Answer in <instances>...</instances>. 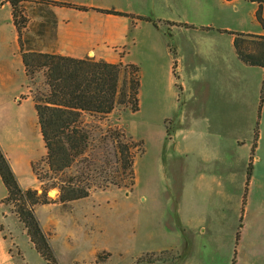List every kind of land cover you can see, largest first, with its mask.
Segmentation results:
<instances>
[{"label":"crops","instance_id":"1","mask_svg":"<svg viewBox=\"0 0 264 264\" xmlns=\"http://www.w3.org/2000/svg\"><path fill=\"white\" fill-rule=\"evenodd\" d=\"M57 1L118 8L131 15L145 16L131 2L123 7L94 0ZM160 1L166 13L151 15L157 24L96 9L26 1L22 9L29 22L22 31L24 48L111 62L123 60L141 64L146 70L154 69L155 85L164 100L161 115L167 130L165 140L175 153L183 155V162L174 165L181 168L176 177L185 184L186 197L200 195L205 206L187 211L180 222L189 239L167 249L174 250L175 257L146 258L134 264H264V175H259L257 166L261 156H254L247 187L255 133L253 130L251 143L248 140L252 129L246 136H240L242 113L236 99L242 66L246 70L256 67L263 70L261 88L264 69L242 62L235 51L233 35L222 31L226 28L205 20L193 22L185 2L151 0L153 4ZM3 6L11 8L12 13L9 2H0V7ZM11 17L12 31L19 37ZM141 28L152 30L150 37H145L139 31ZM135 50L142 59L134 63L126 57ZM20 56L26 74L21 49ZM192 104L200 109L191 111ZM7 195L0 175V264H17L5 233L8 230L10 236H16L9 226L14 215L2 202ZM235 195L237 202L231 204ZM224 199H229L228 203ZM22 230V236L35 247L28 241L25 228Z\"/></svg>","mask_w":264,"mask_h":264},{"label":"rangeland","instance_id":"2","mask_svg":"<svg viewBox=\"0 0 264 264\" xmlns=\"http://www.w3.org/2000/svg\"><path fill=\"white\" fill-rule=\"evenodd\" d=\"M94 1L123 7L131 2L134 8L151 18L152 14L160 16L166 13L162 1L159 4H153L151 0ZM170 2H185L189 5V18L193 22L205 20L231 30L253 33L264 31L256 17L258 1ZM31 8L27 7V10ZM11 15V8L0 7V141L22 185L41 190V182L32 170V163L41 162L47 149L42 141L33 96L38 91L45 92L47 85L42 72H38L32 80L27 79L18 36L12 31ZM139 31L145 37H150L152 30L141 28ZM126 58L135 63L142 59V55L135 50ZM137 65L141 68L142 82L140 110L133 112L130 106H119L107 116H93L89 113L85 116V121L98 123L104 130L119 128L129 139L141 144L142 151L136 162V184L130 187L110 184L106 188L93 189L86 199L38 204L35 207L60 264H134L146 258L161 260L175 257L176 252L167 249L189 239L180 222L187 211L201 210L205 206L200 195L186 197L185 184L176 177L181 168L174 165L183 162V155L175 153L165 140L167 130L165 118L161 115L164 100L155 85L154 69L149 67L146 70L141 64ZM243 67L240 72L239 96L236 98L242 113L240 136H246L252 129L248 140L251 143L252 132L254 130L255 133L258 123L260 135L255 156H261L257 165L258 173L264 175V108L261 114L259 112L263 70L259 67L246 70ZM18 97L19 100H16ZM191 106L193 112L200 109L194 104ZM108 149V156L114 158L113 147L109 145ZM249 152L250 148L247 154ZM88 155L98 159L103 155V150H91ZM226 186L231 187L228 184ZM51 191L55 194L50 196L56 197L58 190ZM230 200L231 204L236 203V195ZM228 201L224 199V203ZM5 204L14 215L10 218L12 222H9V226L16 236H10L8 230L5 233L10 238L9 248L16 263L29 264V261L30 264H48L35 247L27 242V238L22 236V229L25 228L23 222L12 206ZM229 207L232 208V205ZM28 241H31L29 235Z\"/></svg>","mask_w":264,"mask_h":264},{"label":"trees","instance_id":"3","mask_svg":"<svg viewBox=\"0 0 264 264\" xmlns=\"http://www.w3.org/2000/svg\"><path fill=\"white\" fill-rule=\"evenodd\" d=\"M26 1L53 3L82 10L96 9L116 15L135 16L114 8L88 7L57 0H0L12 6L14 23L18 30V42L26 74L33 79L38 72L45 77L47 90L33 96L42 139L47 149L41 162H33L32 170L41 182V190L25 188L9 157L0 143V175L8 189L2 201L23 222L36 250L48 264H60L36 213L38 204L68 203L86 199L95 188L110 184L130 187L137 180V156L141 144L129 139L123 130H104L98 123L85 121L87 113L107 116L119 106H130L133 112L140 110L141 68L136 64L111 62L94 57L26 51L22 31L29 22L22 6ZM258 1L257 20L264 27V0ZM140 20L157 22L148 16H135ZM188 25V24H187ZM194 26V25H193ZM233 35V43L239 58L247 65L264 69V34L223 29ZM264 108V78L261 88L259 112ZM258 123L252 149L247 185L252 174L253 159L259 139ZM109 145L114 158L108 156ZM103 150L98 159L90 157L91 150ZM57 189L56 197L50 191ZM246 197L244 198L245 204ZM235 261V257H234Z\"/></svg>","mask_w":264,"mask_h":264},{"label":"water","instance_id":"4","mask_svg":"<svg viewBox=\"0 0 264 264\" xmlns=\"http://www.w3.org/2000/svg\"><path fill=\"white\" fill-rule=\"evenodd\" d=\"M50 194L54 195V194H55V192H54V191H51V192H50Z\"/></svg>","mask_w":264,"mask_h":264},{"label":"bare ground","instance_id":"5","mask_svg":"<svg viewBox=\"0 0 264 264\" xmlns=\"http://www.w3.org/2000/svg\"><path fill=\"white\" fill-rule=\"evenodd\" d=\"M42 137V136H41ZM42 141H43V139H42ZM15 168V167H14ZM16 170V169H15Z\"/></svg>","mask_w":264,"mask_h":264}]
</instances>
